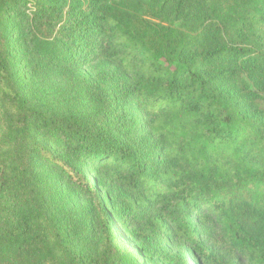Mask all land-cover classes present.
I'll list each match as a JSON object with an SVG mask.
<instances>
[{"label": "trees", "instance_id": "16d2710c", "mask_svg": "<svg viewBox=\"0 0 264 264\" xmlns=\"http://www.w3.org/2000/svg\"><path fill=\"white\" fill-rule=\"evenodd\" d=\"M11 18L22 63L113 68L105 125L31 108ZM40 162L97 201L103 240L118 217L149 236L150 264H264V0H0V264H87L36 199Z\"/></svg>", "mask_w": 264, "mask_h": 264}, {"label": "rangeland", "instance_id": "374dc122", "mask_svg": "<svg viewBox=\"0 0 264 264\" xmlns=\"http://www.w3.org/2000/svg\"><path fill=\"white\" fill-rule=\"evenodd\" d=\"M35 1L50 4L54 0ZM14 24L17 23L11 18L7 29L12 31L10 48L14 53L12 63L15 78L31 108L70 124L92 126L94 130L99 129L100 124L105 125L103 104L107 94L106 82L113 68H108L104 63H95L61 72L40 61L22 63V59L31 56L32 52L25 42L26 30ZM80 168L90 177L95 175L86 163ZM33 169L31 182L36 199L72 255L86 263L91 261L87 264H150L149 236L142 233L135 239L128 237L121 224L123 217H118L114 229L121 236H113L106 242L101 238L96 219L97 201L75 188L57 167L40 162ZM116 193L122 194V190L104 183L98 189L97 197L106 203L107 194L114 198ZM153 262L163 264L158 257H154Z\"/></svg>", "mask_w": 264, "mask_h": 264}]
</instances>
